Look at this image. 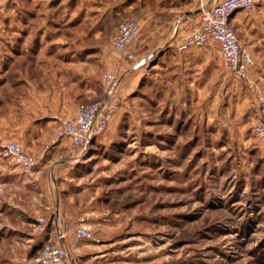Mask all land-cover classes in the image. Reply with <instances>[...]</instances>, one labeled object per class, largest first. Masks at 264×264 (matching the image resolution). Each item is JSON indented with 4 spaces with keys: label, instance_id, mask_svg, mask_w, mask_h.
<instances>
[{
    "label": "rangeland",
    "instance_id": "374dc122",
    "mask_svg": "<svg viewBox=\"0 0 264 264\" xmlns=\"http://www.w3.org/2000/svg\"><path fill=\"white\" fill-rule=\"evenodd\" d=\"M0 3V52L18 51L3 57V77L19 87L25 133L34 122L30 109L53 96L49 81L59 70L52 65L59 69L61 59L77 51L86 72L101 69L109 35L142 7L140 0ZM193 50L208 55L196 89L185 83L181 89L171 77L173 61L155 58L143 66L137 89L124 98L129 108L115 115L109 133L94 138L78 161L47 169L49 188L59 189L55 214H41L48 221L43 232L13 208L0 212V264H34L35 251L53 241L56 228L69 231L62 215L90 222L93 238L81 242L95 254L77 264L102 253L98 260L112 264H264V139L251 130L260 121L264 55H256L248 79L239 80L226 70L215 41ZM61 71L77 82L69 62ZM14 107L1 106L0 113ZM47 151L44 161L53 157ZM9 160L0 153V163L10 166Z\"/></svg>",
    "mask_w": 264,
    "mask_h": 264
},
{
    "label": "crops",
    "instance_id": "0c3cea01",
    "mask_svg": "<svg viewBox=\"0 0 264 264\" xmlns=\"http://www.w3.org/2000/svg\"><path fill=\"white\" fill-rule=\"evenodd\" d=\"M148 1L140 0L142 7L137 11L136 15L139 19L140 31L138 37L128 49L136 59L137 66L121 79L118 85L120 95L125 98V96L127 97L135 92L142 77L141 70L143 66L150 64L155 58L162 62H167L169 59L173 61L172 71L174 74L172 73L171 77H174L175 81L176 79L179 80L177 84L181 89L184 88V83L189 86L187 89H196L198 77L201 76L200 68L204 67L206 69L208 55L202 50H187L183 53H178L174 48V40L177 37L186 35L196 25L199 20L198 7L201 2L210 4L220 0H180L179 6L166 7L154 4V1L149 4ZM167 1L173 2L175 0ZM155 2H158V0ZM230 23L236 31L239 40H242L246 45L253 60L256 55H264V34L258 33V30H264V8L261 5L256 4L250 13L245 11L237 12L231 18ZM116 28L109 35L107 44H110L111 35L116 31ZM39 50L36 49V56L39 54ZM8 52L12 54L18 51L0 52V107L16 104L19 107L17 109L14 107L13 112L10 113H0V137L9 138V136H15L23 150L31 154L41 153L43 156L39 159L38 165L33 172L25 176L21 175L19 169L10 160V166L0 163V194H8L5 197L0 196V212L13 208L16 214L27 216L28 219H35L37 216L41 217V214H51L52 210L53 214H55L56 208L53 205H55L54 199L58 195L59 188L57 189L55 185L53 190L49 188L50 179L48 178L49 170L47 169L53 165L58 166L68 162L65 158H67L69 140H61L51 144L53 132L58 126L60 118L72 116L76 105L81 101H94L102 97L106 88H104L101 72L105 69L114 71L117 63L122 61V58L113 51L110 44L104 53L99 54L98 61L101 62L102 68L100 69L98 66L97 70H88L86 72L83 65L84 61L78 58L77 51H69L74 54H70V60L62 58L61 67L66 66L68 62L74 66L75 80L77 82L73 81V79L68 81V73L62 72L61 67L58 69V67L52 65L51 68L59 70V72L55 71L52 74L54 76H51L49 81L54 83V85H51L53 96L51 99H47L44 105L40 104V106L37 105L35 108L30 109L31 115H29V118L33 119L34 122L31 130L25 133L19 87L14 85V80H12L10 85L8 80L5 81L3 77L8 71L6 69L3 70L4 62L2 61L3 57L9 54ZM67 53L68 51L66 50L64 56ZM16 57L19 58L20 55L17 54ZM12 60L14 61L15 59H11L13 63ZM76 83H78L79 87L77 86L76 93H73L71 88ZM30 85L32 86V84ZM7 86H9V89L6 88ZM16 87L17 91L14 90ZM193 87L194 89H192ZM5 89L8 91L7 93ZM7 98H9L8 101H6ZM24 133L28 137L27 141L23 139ZM47 150L53 157L44 161L43 158L48 152ZM36 189L38 190V196L33 195ZM11 198L14 200L6 202L10 201ZM33 201L37 203V207L33 205ZM59 209L57 208L58 215L60 214ZM65 218L67 219V215H62V221L67 224L70 223L67 226L69 231H67L65 238L60 242L68 251V264H77L83 256L95 254V252L83 249L82 242L77 241L73 236L76 219L68 222ZM60 220L59 215L57 221L60 222ZM27 223L30 227L32 226L31 223ZM60 230V228H56L54 236H51L53 241L56 242V236ZM101 255L90 257L95 260L89 262V264H112L110 262H100L97 257Z\"/></svg>",
    "mask_w": 264,
    "mask_h": 264
},
{
    "label": "built area",
    "instance_id": "2783aa9c",
    "mask_svg": "<svg viewBox=\"0 0 264 264\" xmlns=\"http://www.w3.org/2000/svg\"><path fill=\"white\" fill-rule=\"evenodd\" d=\"M256 4L264 5V0H220L215 3H200L198 7L199 20L193 28L182 37L174 40V48L178 53L201 48L215 41L226 70L239 79L246 80L255 62L242 40L231 25V18L240 11L250 13ZM1 5V3H0ZM139 19L123 20L111 35L110 44L113 51L122 58L115 70L101 72L105 83V94L96 102H81L76 105L72 116L62 117L53 132L51 144L61 140H69L67 161H78L88 144L97 136L109 133L115 115L129 108V104L119 94L118 85L123 77L136 67V59L129 52V47L138 37ZM127 62V63H126ZM257 107L260 121L251 128L252 134L264 139V92L257 94ZM0 153L10 159L21 175H30L42 158V154H31L20 146L14 138H0ZM73 236L77 241L93 238L90 222L84 215L75 220ZM35 230L43 232L47 225V218L37 217L34 220ZM67 231L60 230L57 240L49 239L42 244L33 258L34 264H68V251L61 244Z\"/></svg>",
    "mask_w": 264,
    "mask_h": 264
},
{
    "label": "trees",
    "instance_id": "16d2710c",
    "mask_svg": "<svg viewBox=\"0 0 264 264\" xmlns=\"http://www.w3.org/2000/svg\"><path fill=\"white\" fill-rule=\"evenodd\" d=\"M41 246H42V245H41ZM40 248H41V247H40ZM40 248H38V249L35 251V252H36L35 255L38 253V250H39ZM34 257H35V256H34Z\"/></svg>",
    "mask_w": 264,
    "mask_h": 264
}]
</instances>
